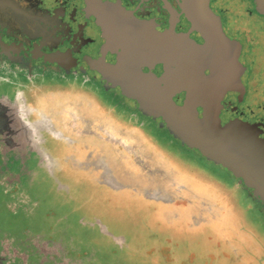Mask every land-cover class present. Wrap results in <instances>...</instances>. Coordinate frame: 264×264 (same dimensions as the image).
<instances>
[{
    "label": "rangeland",
    "instance_id": "374dc122",
    "mask_svg": "<svg viewBox=\"0 0 264 264\" xmlns=\"http://www.w3.org/2000/svg\"><path fill=\"white\" fill-rule=\"evenodd\" d=\"M27 94L48 162L36 156L23 189L1 187L3 242L19 226L63 264H264V213L225 169L95 92Z\"/></svg>",
    "mask_w": 264,
    "mask_h": 264
},
{
    "label": "flooded vegetation",
    "instance_id": "af4514ba",
    "mask_svg": "<svg viewBox=\"0 0 264 264\" xmlns=\"http://www.w3.org/2000/svg\"><path fill=\"white\" fill-rule=\"evenodd\" d=\"M100 1L120 4L136 19L154 24L162 32L188 33L191 29L182 14L181 0ZM257 4V0L210 1L226 35L239 43V60L244 67L241 76L243 89L228 92L222 101L221 125L233 122L257 124L264 139V15L258 12ZM86 10L87 0H0V68L4 70L0 75L3 91L0 96V189L7 183H11V188L18 186L23 189L24 184L29 183L31 164L36 162L37 155L43 163L48 162L41 134L29 126L28 120L31 121L32 117L24 116L22 105L32 107L28 87H81L101 95L103 100L131 119L141 120L144 126H150L149 131H154V126H157L175 139L167 128H160L158 121L142 115L137 102L124 97L120 88L110 87L89 63L113 65L117 55L106 49L101 28ZM190 37L199 44L204 43L196 32ZM144 72H148V68H144ZM152 72L160 77L162 65H156ZM184 99L185 93H182L176 102L182 104ZM228 174L234 177L232 173ZM47 175L51 177L49 173ZM233 179L264 213V204L256 200L253 191L240 185L238 178ZM4 200L0 199V205ZM0 226L6 227L1 223ZM18 227L14 230L20 236H25L26 230H35L18 231ZM44 230L43 227L40 232ZM64 231L69 235L74 229L69 225L67 232ZM8 234L13 233L9 231ZM18 234H14L15 240L8 242L0 239V264H63L58 246L43 249L37 242L27 246ZM55 234L50 236L53 238ZM17 238L20 242L14 243ZM54 243L52 241V245ZM262 243L264 246V237Z\"/></svg>",
    "mask_w": 264,
    "mask_h": 264
},
{
    "label": "water",
    "instance_id": "95a60500",
    "mask_svg": "<svg viewBox=\"0 0 264 264\" xmlns=\"http://www.w3.org/2000/svg\"><path fill=\"white\" fill-rule=\"evenodd\" d=\"M210 1L181 0L191 29L177 33L159 31L120 4L87 0L86 11L101 28L106 49L117 55L113 65L89 63L110 87L120 88L124 97L136 101L142 115L158 121L183 146L232 173L264 204L263 131L257 124L222 126L220 122L225 94L243 89L244 67L239 43L226 35ZM257 2L258 12L264 15V0ZM194 32L203 44L190 37ZM156 65L163 67L160 77L152 72ZM182 93L185 99L179 104L176 98Z\"/></svg>",
    "mask_w": 264,
    "mask_h": 264
},
{
    "label": "bare ground",
    "instance_id": "6f19581e",
    "mask_svg": "<svg viewBox=\"0 0 264 264\" xmlns=\"http://www.w3.org/2000/svg\"><path fill=\"white\" fill-rule=\"evenodd\" d=\"M22 108H23V110H24V108H25V110H26V114H25V116L26 117H28L29 115L32 117V118H35L36 117V115H37V108H33V107H26V106H24V105H22ZM25 110H24V112H25ZM28 115V116H27ZM29 121V126L33 129V131H38L39 130V127H38V124H37V121H36V123H33V122H31L30 120H28ZM38 137V136H37ZM38 139H40V138H38ZM103 229V228H102ZM114 240H117V238H114Z\"/></svg>",
    "mask_w": 264,
    "mask_h": 264
},
{
    "label": "crops",
    "instance_id": "0c3cea01",
    "mask_svg": "<svg viewBox=\"0 0 264 264\" xmlns=\"http://www.w3.org/2000/svg\"><path fill=\"white\" fill-rule=\"evenodd\" d=\"M233 188H235L236 192L238 191L237 193H239V191L241 190V189L239 188V185H238L236 182H235V187H233ZM237 188H238V190H237Z\"/></svg>",
    "mask_w": 264,
    "mask_h": 264
}]
</instances>
